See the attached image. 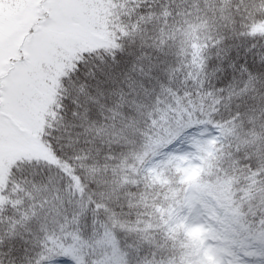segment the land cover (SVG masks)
<instances>
[{"label":"snow or ice","instance_id":"obj_1","mask_svg":"<svg viewBox=\"0 0 264 264\" xmlns=\"http://www.w3.org/2000/svg\"><path fill=\"white\" fill-rule=\"evenodd\" d=\"M0 264H264V0H0Z\"/></svg>","mask_w":264,"mask_h":264}]
</instances>
